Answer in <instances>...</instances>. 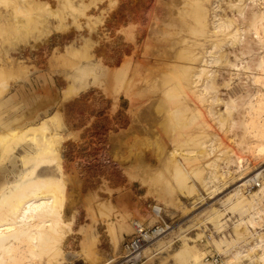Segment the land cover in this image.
Segmentation results:
<instances>
[{
	"label": "rangeland",
	"instance_id": "1",
	"mask_svg": "<svg viewBox=\"0 0 264 264\" xmlns=\"http://www.w3.org/2000/svg\"><path fill=\"white\" fill-rule=\"evenodd\" d=\"M263 147L264 0H0V220L40 155L63 217L0 264H121L154 205L172 229L139 264H264V191L227 197Z\"/></svg>",
	"mask_w": 264,
	"mask_h": 264
},
{
	"label": "bare ground",
	"instance_id": "2",
	"mask_svg": "<svg viewBox=\"0 0 264 264\" xmlns=\"http://www.w3.org/2000/svg\"><path fill=\"white\" fill-rule=\"evenodd\" d=\"M203 69H204L203 67L200 68L199 73H197L195 75L196 76L201 75L202 72L205 71ZM207 86H205V89ZM131 89H133V91H134V85H132ZM132 94L133 93H131V95ZM130 101H131V104L133 106V101L131 98H130ZM46 119H44L43 124L40 127V129L42 128L44 131L47 130L49 128V125H50V123H48V120H46ZM131 124H130V126H131ZM130 128H129V130H130ZM42 129L40 130L41 132H42ZM145 129H147V128H145ZM137 130H139V129H137ZM24 134H26L25 136L29 135L27 133H23V135ZM30 135H31V137L33 136L32 138H34V139L38 138V140L41 141V143H42L41 144L42 145L41 152L42 153L39 152V154L41 153V155H43L42 159L44 161H48L49 163H51L54 160V158L58 159L59 154H57V152L53 148V144L50 143V139L48 140V136L45 135L44 132H42V134H39V132H34L33 134H30ZM30 135H29V137H30ZM49 137H51V136L49 135ZM51 142H52V140H51ZM53 142H54V140H53ZM258 150H261V152H262L264 150V147L261 149L258 148ZM258 152H260V151H258ZM261 152L258 155H261ZM39 154L37 156H39ZM262 154H264V153H262ZM41 155L39 157H41ZM29 157L25 156L26 159H30ZM35 158L37 160H35L33 157V159L28 160V162H32V163L36 162L37 163V161L38 162L41 161V163L39 162V164H44L43 160H41L40 158H39L40 160H38L37 157H35ZM29 164H31V163H28V165ZM39 164L37 163V165H35V166L30 165V167L32 166V168L29 169V170H31V173H30V171H29V173L27 172V175L29 174L30 176L29 175H28V177L25 176L26 177L25 180H23L24 179L23 178L22 180H16L15 182L9 184L10 190L8 192H4L3 195L1 196V198L6 197L5 198L6 200L8 199V196L11 198V200H12V198H14V203L19 201V203L15 205V206H17V208H15V209H17V211L15 210L17 213L11 212V214H14L13 218L0 220V244L1 245H3L2 242H4V240L6 241L9 239V238H7V237H9V236H7L8 232H11V234H13L14 231L15 232L19 231L18 232L20 234L19 237H21V235L27 236V238L29 240L30 239H31V241L33 240L32 242L34 245H32V244L31 245L35 246L34 240L37 241V238L39 240L42 239L43 238L42 235H44V237H46L47 232L49 230H50L49 232H51V231L55 232L59 228V221L63 220L62 214L56 206V202L54 199L56 196L54 197L53 196L54 194H51L52 191H54V189L56 187H59L60 180L56 176L50 175V174L38 175L37 174L38 173L37 168L39 167ZM262 165H264V163H262ZM261 166H259V167H261ZM177 167L179 168L180 166H177ZM259 167L255 168L250 174H247L246 176L241 177L239 184L235 188H233V190H231V192L228 193L227 197H229L230 201H232V202L243 201V198L246 196V194L243 193V192H245V190L242 191L243 188L248 187L250 190V185L254 184L257 180H259V178L261 177V174L264 173V167H262L260 169H259ZM181 171H183V169ZM32 173H33V176H31ZM189 187H191V190L193 191L194 186L191 185ZM258 187L259 188L257 190H254V191L250 190V192H248L252 196L251 199L253 201H256V197L259 196L262 191H264V180H262V183L261 182L259 183ZM246 191H248V190H246ZM245 193H247V192H245ZM15 200H16V202H15ZM0 201L2 202V199ZM13 209H14V207H13ZM158 211H159L158 205L152 206L151 212L155 217H158ZM42 216L45 219L41 220L40 217H42ZM38 218H39V220H37ZM7 220H11V221H7ZM63 223H65V222H63ZM44 227H48V229L46 228L44 230V233H43V231H41L40 229L44 228ZM171 229L172 228H170V230L168 229L169 231L164 233L161 236H158L156 238L154 237L156 240L153 238L155 241L152 239L151 241H154V242H152L151 245L154 244L155 242H157L159 239H161L162 236L169 234ZM9 235H10V233H9ZM13 236H17V235L14 234ZM10 237H12V236H10ZM28 239H26V240H28ZM48 239H50L49 236H48ZM9 245H11V244H9ZM9 245H7V247ZM8 248L10 249V247H8ZM146 248H148L147 244L144 246L142 251L145 250ZM218 261H219V259H218ZM218 261L215 262V261L211 260V262H208L207 257H205L203 259H201L199 257V255H197L195 257V264H218ZM219 264H223V263H219Z\"/></svg>",
	"mask_w": 264,
	"mask_h": 264
},
{
	"label": "built area",
	"instance_id": "3",
	"mask_svg": "<svg viewBox=\"0 0 264 264\" xmlns=\"http://www.w3.org/2000/svg\"><path fill=\"white\" fill-rule=\"evenodd\" d=\"M264 180V173L261 174L259 180H257L251 186H259V183ZM162 208L159 206L157 223L152 227L145 226L143 223L140 224L137 221L132 223L133 232L131 236L122 243L123 254L121 255V264H139L141 257L139 256L142 249L146 244H148L154 237L163 235L168 229L169 224H167L161 216ZM209 259V257L207 258ZM212 261L217 262L218 257H211Z\"/></svg>",
	"mask_w": 264,
	"mask_h": 264
}]
</instances>
